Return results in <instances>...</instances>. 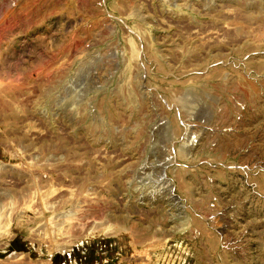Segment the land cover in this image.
I'll use <instances>...</instances> for the list:
<instances>
[{
  "label": "rangeland",
  "instance_id": "rangeland-1",
  "mask_svg": "<svg viewBox=\"0 0 264 264\" xmlns=\"http://www.w3.org/2000/svg\"><path fill=\"white\" fill-rule=\"evenodd\" d=\"M0 264H264V0H0Z\"/></svg>",
  "mask_w": 264,
  "mask_h": 264
}]
</instances>
